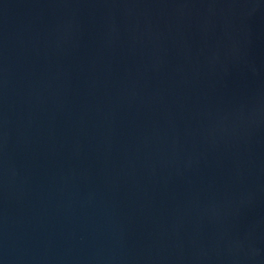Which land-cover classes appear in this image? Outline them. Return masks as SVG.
I'll list each match as a JSON object with an SVG mask.
<instances>
[{
  "label": "water",
  "instance_id": "95a60500",
  "mask_svg": "<svg viewBox=\"0 0 264 264\" xmlns=\"http://www.w3.org/2000/svg\"><path fill=\"white\" fill-rule=\"evenodd\" d=\"M0 264H264V0H0Z\"/></svg>",
  "mask_w": 264,
  "mask_h": 264
}]
</instances>
